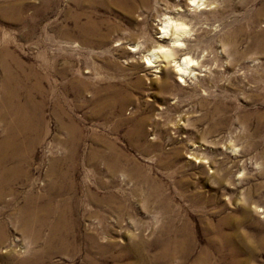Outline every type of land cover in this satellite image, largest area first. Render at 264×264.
I'll return each mask as SVG.
<instances>
[{
    "label": "rangeland",
    "instance_id": "374dc122",
    "mask_svg": "<svg viewBox=\"0 0 264 264\" xmlns=\"http://www.w3.org/2000/svg\"><path fill=\"white\" fill-rule=\"evenodd\" d=\"M204 1L211 5L186 8L183 16L189 30L185 46L198 64L195 75L182 81L171 63L146 68L144 56L159 37L163 6L185 8L186 0H147L129 13L99 0H19V11L6 15L0 1V50L7 48L23 66L19 73L11 61L3 65L0 60V82L8 70L13 72L12 86L26 81L29 87L34 79L25 76L31 67L44 78L47 90L36 132L16 134L19 147L32 145L24 167L32 183L20 182L0 203L5 231L0 264H36L41 255L43 264H83L80 250L64 252L57 240L47 242V229L35 241L16 221L29 193L48 197L45 175L52 160H61L57 167L63 173L71 154L80 202L74 225L81 231L87 224L107 226V235L99 236L116 241L114 255L139 243L149 264H198L207 241L220 230L233 232L228 245L236 248L232 257L222 255L212 262L264 264L258 246L264 239V0ZM88 21L93 29L77 30V24ZM133 46L138 52L129 51ZM63 70L64 75L56 74ZM71 78L87 88L70 87ZM108 86L116 89L122 105L113 94L110 106L95 114V104L108 100L100 91ZM95 90L100 91L97 99ZM23 97L22 91L19 101ZM54 100L65 113L53 112ZM70 118L76 125L73 133L67 130ZM4 125L0 123L2 135ZM73 137L75 148L65 146ZM97 150L123 168L107 173L104 161L90 154ZM104 185L128 207L121 220L104 205L84 202V186L99 198ZM67 196L50 195L55 201ZM94 211L98 218L88 217ZM181 237L185 248L188 240L193 243L191 254L168 253V260L154 262L162 245Z\"/></svg>",
    "mask_w": 264,
    "mask_h": 264
},
{
    "label": "bare ground",
    "instance_id": "6f19581e",
    "mask_svg": "<svg viewBox=\"0 0 264 264\" xmlns=\"http://www.w3.org/2000/svg\"><path fill=\"white\" fill-rule=\"evenodd\" d=\"M0 1L1 2L3 1L5 4V5L4 4L1 5L2 14L6 15L9 12L10 14H13V11L18 10L16 9V5L19 4L18 3L19 0H0ZM84 1L92 2V0H84ZM179 1L182 2V0ZM186 1H187V5H186L187 7L185 6V8L184 6L182 7V5L179 6V4H171V5L163 6L164 8L162 9L161 19L159 20L160 23L158 25L159 30L157 31V35H159V37H156L152 49L146 51L147 53L144 56V61L147 64L146 68L157 67L158 66L156 65L157 63H164V65L171 63L174 66L175 74L177 75V78L180 81H182L184 76L187 74L188 75L192 74L194 76L195 66H197L198 64L194 59H192L189 52L190 50H188V48L185 46L186 45L185 36L188 35L189 33L188 27L187 25H185L183 20L184 13L188 12L187 11L188 9L186 8H194V7L196 8L199 5H204V4L206 6L211 5V3H207L204 0H186ZM104 3H109L116 7L118 6L122 11H124V13H129L134 10L137 3L143 5L142 7H144V5L146 6L147 0H99V4H104ZM93 27L94 24L89 21L82 25L77 24L78 31H82L84 29H93ZM130 49L131 50L129 51L131 53L138 52L137 46H133ZM0 52H1L0 53L1 63L2 61H11L14 69L17 70V72L19 73L22 72L23 66L17 61V59H15V57L12 54H9L10 51H8L7 48H3L2 50H0ZM179 52L181 53V55L177 57ZM2 64L5 65L4 63ZM15 70H14V76L16 75ZM29 70H30L29 76H25V77L27 79L30 77L34 79V83L29 87L25 86L24 83L26 81L20 82L19 85L18 82H16V85L12 86L9 82L13 79V72L11 73L8 70H6V73L4 77H2V80L0 82V123L1 122L5 123L4 134L2 135L0 131V203L5 201L4 200L5 196H12L14 194L16 189L15 186L20 182L27 181L32 183L29 173L26 170H24V167L27 166L29 162V156L32 151L31 149L32 145L27 144L22 148L19 147L18 143L16 142V134H20L21 136H25V135L27 136V133L29 131H32V134L36 132V127L42 123V103L43 101L46 100L47 90L43 88V83L45 82V80L41 76V74L38 71H36L34 68L30 67ZM65 73L66 70L56 72V74L58 75H64ZM70 83H71L70 87H73L75 90L78 91L87 88L86 83L80 80L73 79V81H71ZM114 90L116 89L109 86L104 87L100 90V91H105L108 100L102 103L95 104V106L93 107L95 114L98 112V110L110 106V104L112 103L111 100L112 96L113 94H115ZM22 91L24 92V97L22 101H19L20 100L19 96ZM100 91L97 90L94 91V98L97 99V97H99ZM116 95L117 94H115V98L118 100V103L122 105L121 98ZM36 97L40 98V102L34 101ZM53 102H54L53 112H57V114H60L62 112L65 113L63 111L64 109H62V107L58 104L57 100H54ZM69 121L70 123H68L69 127L67 128V130L69 129L73 133L74 130L76 131V125L72 120V118H70ZM75 137L69 139L68 141H65L66 142L65 146L70 145V148L73 147L75 148L77 144L76 142L77 139ZM90 154H93V156H96L104 161V165H105L104 169L109 174H112L114 170H118V169L121 170L123 168L121 167V164H119V161L117 160L110 161L109 159L105 158L104 154L98 152V150L92 151ZM70 156L65 160H67V163L68 161L71 163L70 165H68L67 171L63 173L60 170H58L57 167L61 160L60 161L59 159L52 160L49 166V170L46 172L45 175L46 191L48 194L47 198L43 199L42 196L33 194L31 192L32 190L31 184L28 183L30 187L29 191L31 193H29L28 196H26L22 206L18 209V215L16 216L17 217L16 221L19 223L22 231L27 234H32L30 235V237H32V239L37 241V239L40 238L41 231H43V229H47L48 231V236H47L48 238H46L47 242H51L52 240H57L58 242L61 243L59 249L63 250L64 252L68 250L70 251L72 249V251H74L73 253H75L78 252L77 250H80L84 257L83 264H104L105 263L104 259L107 260L108 258L112 262V264H149L145 255L142 254L140 250H138L139 243L137 245L133 243L132 244L133 249L132 247L130 248V246H128L125 249L121 250L122 252L119 251L118 254L114 255L113 251H116L117 249L115 244L116 241H111L109 239H105L106 237L104 236L102 238L99 236L101 235V233L105 234L107 231V226L101 225L102 224L101 222H100L101 224H98L99 225L98 227L97 225L94 226L93 224H89V225L87 224L86 227L81 228L82 231L80 230L77 223L74 225V223L77 220L76 214L78 211V207L80 206V202L77 197L78 184L76 185L71 175V173L74 172V164H73L74 161H73V156L71 157ZM134 174L135 175L137 174L136 171ZM83 191H84L83 195L85 197L84 202L86 201L89 204H94L97 206L104 205L110 208L111 209L110 211L113 212L112 214L115 213V215L117 216L116 220H121V216H123L128 211V207L122 202V199H120V197L115 192L111 191L109 187L108 188L106 187L105 192L102 193V195H100L99 198L97 197L96 191L91 187L84 186ZM66 192L68 194L67 198L65 199L63 198L62 200L59 201H55L52 197H50V195L60 196ZM247 201L250 202V200ZM11 203L12 202H9L7 206H9ZM246 211L248 212L247 209ZM83 216H85V213L83 214ZM88 217L98 218L97 212L96 211L92 213L89 212ZM243 217L246 218V214H244ZM4 232H5L4 226L0 225V239H2V235L4 234ZM216 235L217 236H215L214 234L216 238L209 239L207 241L206 246L202 249V254L200 253L199 258L197 259L198 261H196L198 264H219L218 262L216 263V261L212 262V259L214 257H217L218 259L222 255H227V256L229 255L230 257L233 256L236 247L233 248V247H229L228 245L229 244L228 242L231 240L230 235L231 236L234 235L233 232H231L230 235H227L219 230L216 233ZM100 238L102 239L101 242L99 241ZM180 239L181 240L178 242L174 238V241L172 243L162 245V247H160L159 254H157V256L154 257V262L155 260L158 261L160 260L162 261V259L164 261L168 260V256H166L168 253H170V255L176 256V255H181L182 252L185 250L186 254H191V252L193 251V243H191V241L187 239L188 245H186L185 248L186 239L184 240L182 237ZM169 246H172V248H168ZM258 246L261 249V251L262 250L264 251V239L258 241ZM247 253H249L247 254L248 257L252 255V253L248 251ZM131 255L134 256L133 258L134 262L132 261L133 262L132 263L130 261L131 262L130 263L128 261L129 263H127L126 259ZM44 258L42 255L38 257L36 264H39V262H41L40 264H43L45 262L43 261ZM30 262H32V260Z\"/></svg>",
    "mask_w": 264,
    "mask_h": 264
}]
</instances>
